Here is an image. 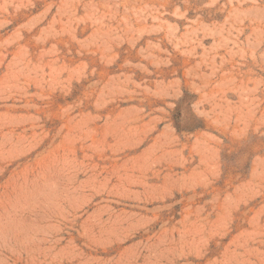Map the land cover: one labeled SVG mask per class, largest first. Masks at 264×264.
I'll list each match as a JSON object with an SVG mask.
<instances>
[{
    "label": "rangeland",
    "instance_id": "1",
    "mask_svg": "<svg viewBox=\"0 0 264 264\" xmlns=\"http://www.w3.org/2000/svg\"><path fill=\"white\" fill-rule=\"evenodd\" d=\"M0 264H264V0H0Z\"/></svg>",
    "mask_w": 264,
    "mask_h": 264
}]
</instances>
